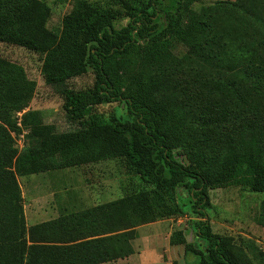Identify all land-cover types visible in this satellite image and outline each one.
I'll use <instances>...</instances> for the list:
<instances>
[{
    "label": "trees",
    "instance_id": "1",
    "mask_svg": "<svg viewBox=\"0 0 264 264\" xmlns=\"http://www.w3.org/2000/svg\"><path fill=\"white\" fill-rule=\"evenodd\" d=\"M168 1L170 9L164 0H147L138 6L124 1L114 9L75 0L61 20L59 35L45 44L35 45L20 35L5 36L0 28V42L32 48L41 55L45 86L63 99L67 119L79 125L77 130L40 138L31 151H23L24 142L23 152L19 151L14 139L36 115L27 111L36 83L21 66L0 57V264H99L128 256L134 229L172 215L165 196L179 188L189 194L191 213L196 216L192 223L195 241L186 242L184 233L177 230L170 235V245L183 246L197 264H244V258L233 251L234 238L211 229L208 191L242 187L264 194V154L252 148V131H245L240 146L230 147L216 171L205 168L187 149V121L177 114L183 104L160 98L152 82L132 69L134 60L158 64L164 43L187 38L192 40L185 43L190 46L187 57L198 55L193 44L202 39L206 25L207 29L213 25L190 11L191 0ZM231 8L253 27L235 28L238 35L248 38L257 61L249 65L257 71L239 68V73L243 78L257 75L264 82V0H237ZM249 52L240 53V58ZM88 73L93 75L90 87L68 86ZM111 103L124 105L125 120L90 117L93 107ZM22 111L18 126L16 114ZM260 132L264 136V130ZM109 159H121L135 172L140 180L137 192L95 207L59 212L58 219L31 227L37 238L32 237L30 245L19 238L24 222L17 177ZM259 220L264 225V201ZM63 243L77 249L55 246ZM64 251L71 256L84 252L83 259L87 256L92 262L64 263L60 260ZM259 256L264 264V255Z\"/></svg>",
    "mask_w": 264,
    "mask_h": 264
},
{
    "label": "rangeland",
    "instance_id": "2",
    "mask_svg": "<svg viewBox=\"0 0 264 264\" xmlns=\"http://www.w3.org/2000/svg\"><path fill=\"white\" fill-rule=\"evenodd\" d=\"M74 1L0 0V28L5 36L20 35L30 38L35 45L54 42L61 29V20L72 10ZM85 1L99 8L114 9L124 1L137 6L147 2ZM191 1L190 11L201 21L213 25L211 29H207L206 25L202 39L193 44L198 55L187 57L190 46L185 43L192 42L191 38H187L183 42L164 43L158 64H140L134 60L132 69L152 82L160 98L183 104H179L177 114L187 121V149L205 168L216 171L230 147L240 146L238 143L248 128L253 133L252 148L264 154V136L260 132L264 130V82L257 75L243 78L239 73L240 69L257 71L249 66L257 61L248 38L235 31V28H253L247 18L232 10L237 0ZM164 5L170 9L168 0H164ZM230 30L232 34H228ZM247 51H250L249 54L240 58V53ZM0 57L21 66L27 78L36 83L27 107V111L36 115L30 120L28 128L22 130L26 133L23 151H31L39 144L40 138L79 128L78 124L67 119L62 108L63 99L45 86L40 74L41 55L37 51L3 40L0 42ZM92 83L93 75L88 73L69 81L68 86L80 90ZM90 117L101 121H123L126 110L120 103L97 105L91 109ZM14 118L12 113V123ZM186 157L187 154L183 159L186 160ZM17 182L24 222V231L19 238L22 237L26 245H30L32 237L37 238L31 231V227L37 225L34 223L52 218L57 197L67 195L78 199L91 193L99 202L107 203L137 192L140 187L138 176L121 159L17 177ZM208 195L211 207L207 214L212 231L234 238L233 251L244 258L241 259L244 264H263L259 255H264V225L259 220V213L264 194L242 187H227L209 190ZM165 199L173 214L157 221H162L165 232L181 230L186 242H194L192 223L196 216L191 213L187 191L179 188L174 195H166ZM153 228L142 227L138 237ZM189 257L195 259L193 255L189 254ZM188 259L190 263L192 259Z\"/></svg>",
    "mask_w": 264,
    "mask_h": 264
},
{
    "label": "crops",
    "instance_id": "3",
    "mask_svg": "<svg viewBox=\"0 0 264 264\" xmlns=\"http://www.w3.org/2000/svg\"><path fill=\"white\" fill-rule=\"evenodd\" d=\"M77 198V197H76ZM72 196L64 195L62 198L57 197L55 202L54 210L52 211V218L46 220H42L39 222H35L34 224H40L44 221L49 222L58 219L59 212H75L82 209H87L90 207H95L97 205L103 204L98 201V198L91 193H86L82 196H79L76 199ZM162 221H156L153 223H148L136 227L134 229V236L130 240V248L132 252L128 254V256H124L122 258H117L114 261L99 263V264H197L196 258L193 259L189 257V254H184V248L180 245H170L169 237L174 231L171 229L169 232H165L162 225ZM154 227L150 232H146L142 236L138 237V231L142 227ZM92 238H85V240H89ZM84 240V241H85ZM80 241L74 242L76 244ZM72 243H63L57 244L55 246L62 247L63 249H77L75 245H71ZM137 244V245H136ZM95 250V249H93ZM84 252H78L77 254L73 253V255H67L64 251V254L60 257L64 263H76L81 262H92L90 257H85ZM192 260H189L188 258Z\"/></svg>",
    "mask_w": 264,
    "mask_h": 264
},
{
    "label": "built area",
    "instance_id": "4",
    "mask_svg": "<svg viewBox=\"0 0 264 264\" xmlns=\"http://www.w3.org/2000/svg\"><path fill=\"white\" fill-rule=\"evenodd\" d=\"M24 113V111L19 112L16 114V117L18 119V126H20V117L21 115ZM25 132H22L21 134H19L16 138L15 141L17 143V146L19 148V150H21L24 147V142H25Z\"/></svg>",
    "mask_w": 264,
    "mask_h": 264
}]
</instances>
